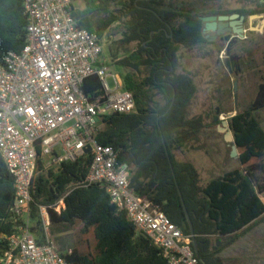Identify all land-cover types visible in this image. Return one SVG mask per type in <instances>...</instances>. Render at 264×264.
<instances>
[{
    "label": "trees",
    "instance_id": "16d2710c",
    "mask_svg": "<svg viewBox=\"0 0 264 264\" xmlns=\"http://www.w3.org/2000/svg\"><path fill=\"white\" fill-rule=\"evenodd\" d=\"M73 1V15L82 28L99 38L116 29L110 36L121 35L119 45L127 53L113 58L118 68L127 71L124 86L135 97V110L104 117L99 143L114 147L120 161L129 165L131 188L191 236L187 210L202 264H226L224 249L264 226L260 197L264 193V128L258 115L264 111V82L249 107L229 120L240 167L203 186L196 166L176 157L183 148L200 150L207 128L204 116L188 117L198 89L193 75L181 70L183 50L208 44L199 15L179 9L171 0ZM77 1L84 2V7L77 8ZM197 1L213 10L227 0ZM240 1L249 6L263 4L262 0ZM215 10L245 17L264 13L261 8L245 7ZM27 25L22 0H0V67L10 53L24 49ZM84 90L101 94L100 79H88ZM91 161V155H85L50 169L39 159L31 203L32 230L39 242L44 238L40 215L44 206L54 234L77 224L84 233L93 231L94 246L86 254L75 249L66 256L68 264H167L162 249L137 231L105 188L82 186ZM15 194V177L0 154V261L9 250L6 237L18 225L11 213ZM61 200L65 207L58 213L55 208Z\"/></svg>",
    "mask_w": 264,
    "mask_h": 264
},
{
    "label": "built area",
    "instance_id": "2783aa9c",
    "mask_svg": "<svg viewBox=\"0 0 264 264\" xmlns=\"http://www.w3.org/2000/svg\"><path fill=\"white\" fill-rule=\"evenodd\" d=\"M22 2L28 19L27 44L20 53H10L0 67V154L15 177L11 213L18 223L6 237L9 250L0 264H68L66 256L73 251L62 253L51 239L46 207H40L43 241L32 230L33 179L39 159L50 167L85 155L92 161L83 187L105 188L137 231L162 249L167 264H202L192 236L184 235L131 188L129 165L120 161L118 150L97 139L104 117L135 110L133 93L103 58L99 36L79 25L73 0ZM94 76L102 83L101 94L84 90ZM64 207L61 200L55 210L61 213Z\"/></svg>",
    "mask_w": 264,
    "mask_h": 264
},
{
    "label": "rangeland",
    "instance_id": "374dc122",
    "mask_svg": "<svg viewBox=\"0 0 264 264\" xmlns=\"http://www.w3.org/2000/svg\"><path fill=\"white\" fill-rule=\"evenodd\" d=\"M171 1L181 10L193 11L202 16L211 8L210 5L197 0ZM75 5L77 8H83L84 2L77 1ZM214 7L229 10L243 7L248 9L263 8L256 5L249 6L240 0H227L222 6L214 5ZM252 20L258 21L253 25V29L246 33V37L241 39L234 47L235 52L241 54V61L237 66L232 63L227 64L228 57L223 42L206 44L182 52L181 70L188 71L193 75L198 89L197 95L187 109L188 117L193 118L202 115L205 117L207 124V128L202 133L201 149L193 151V154L196 156V162L201 169L203 167L206 169L208 165L209 167L213 166L212 173L210 171L208 175L210 179L207 180L206 172L202 173L204 181L206 179L208 183L226 171L240 166L238 158L233 152L234 142L227 139L230 131L228 128L223 127L222 122L229 121L228 117L230 115L249 107L256 97L258 85L262 82L261 79L264 78V27L260 28L264 19L257 17ZM113 32H116V29L105 33L100 38L103 46V58L112 67H115L113 69L114 73L120 74L124 79L127 71L117 67V60L115 61L113 56L117 55L119 58H123L127 53L119 45L121 35L110 36ZM108 82L112 87L114 86L112 77L108 78ZM235 84H237V90ZM155 99L160 100L159 97H155ZM218 109L219 112H217ZM258 115L264 128V111L259 112ZM216 117H218V120L215 121ZM184 151L185 149H182L176 153L178 160L181 159ZM190 151L192 152V150ZM58 152L62 153V150L59 149ZM53 168L55 166L50 165V169ZM261 228L264 230V226ZM50 235L63 253L76 249L80 253L86 254L94 246L93 231L84 233L81 231L79 224L55 234L50 227ZM254 242V240L247 239L246 243L242 245L244 252L236 253L235 256H251L253 260L247 263L264 264V251L260 250L256 255L250 253Z\"/></svg>",
    "mask_w": 264,
    "mask_h": 264
},
{
    "label": "crops",
    "instance_id": "0c3cea01",
    "mask_svg": "<svg viewBox=\"0 0 264 264\" xmlns=\"http://www.w3.org/2000/svg\"><path fill=\"white\" fill-rule=\"evenodd\" d=\"M258 18L264 19V15H262ZM252 19L249 20V25H250L251 30L253 29V25L256 24V21H258V20L253 21ZM257 26H259V25L257 24ZM263 27H264V20H263L262 25H260V28H263ZM263 60H264V58H263ZM263 63H264V61H263ZM261 80H262V82H264V78H262ZM262 82H260V84ZM201 140H202V136H201ZM184 149H185V151L183 152L184 154H182V157H181V159H179V161L193 163L200 173L202 185L206 186L208 184V181H206V179L204 181V178L202 177V173L206 172L207 173V180L210 179V177L208 175L210 174V171L212 173L213 166L209 167V165H208L206 169L204 167L201 169L200 165L197 164V162H196V156H194V154H193L194 153L193 151H199V150H192L190 148L189 149L183 148V150ZM190 150H192V152ZM260 197H261L262 201L264 202V193L261 194ZM261 227H259L256 231L249 233L247 236L243 237L242 239L236 241L234 244H232L231 247H227L226 249H224L222 256L225 259L226 264H250L247 262L253 260L251 256H244V255L235 256V255H236V253L244 252L242 249V245H244L246 243L247 239H249L250 241H253V240L255 241L254 246L251 248V251H250L251 255H253V254L256 255V253L261 250L262 242L264 241V230H262ZM242 256H244V257H242Z\"/></svg>",
    "mask_w": 264,
    "mask_h": 264
},
{
    "label": "flooded vegetation",
    "instance_id": "af4514ba",
    "mask_svg": "<svg viewBox=\"0 0 264 264\" xmlns=\"http://www.w3.org/2000/svg\"><path fill=\"white\" fill-rule=\"evenodd\" d=\"M261 7H263L262 9H264V4H262ZM215 9L216 8H214L212 10L210 8V10H208V12L204 16L199 15V18L201 20H202V18H206V17H216L217 18L214 21H210V24H215V28L211 29V30H207L206 32H204V29L206 28L207 23L202 21L204 23L203 33L208 40V44H214L216 42H223L225 44L226 51H227L228 47L230 46L231 55H230V57L227 58V64L229 65V63H232L234 66H237V65H239V63L241 61V54L238 52H235L234 47L241 39L246 37V33H249L251 31L250 25H249L250 16H248V17L244 16L245 17V20L243 23V28L245 30L243 33L244 37H240V36L235 37L236 35L233 34V32H230L233 29L229 24L230 21L229 20L223 21V20H220L219 18L221 16L231 17L232 15L238 14V13H234V14H222V13H220V14H218V13L213 12V11H216ZM259 15H264V13L259 14ZM212 26H214V25H212ZM234 38H236V39H234ZM217 112H219V109L217 110Z\"/></svg>",
    "mask_w": 264,
    "mask_h": 264
},
{
    "label": "water",
    "instance_id": "95a60500",
    "mask_svg": "<svg viewBox=\"0 0 264 264\" xmlns=\"http://www.w3.org/2000/svg\"><path fill=\"white\" fill-rule=\"evenodd\" d=\"M262 2H264V0H262ZM260 16H262V15H251L250 16V19L257 18V17H260ZM216 19H217L216 17H206V18H202V21L207 23V26L204 29V32H206L207 30H211V29H214L215 28V24H210V21H214ZM219 19L220 20H223V21H228V20L230 21L229 24L233 28L232 31H230V32H233V34L236 35L235 37H239V36L240 37H244V35H243V33L245 31L244 28H243V23H244V20H245V17L244 16H240L239 14H234L231 17L221 16ZM212 25H214V26H212ZM234 39H236V38H234ZM226 55H227V57H230V55H231V48H230V46L228 47V49L226 51ZM235 85H236L235 86V89L237 90V84H235ZM235 115L236 114L230 115L228 117V119H231ZM215 120H218V117H216ZM222 125H223V127L228 128V130L230 131V134L227 135V139L228 140H232V142H234V137H233V133L231 131V127H230L229 121H223L222 122ZM90 150H91L90 148H87L86 149V153H89ZM233 152H234V155L237 158H239V151H238V148H237L235 142H234V146H233ZM186 214H187L188 221H189V224H190L193 245L195 247V251L197 252V247H196V243H195V232H194L193 223H192V221H191V219H190V217H189V215L187 213V210H186Z\"/></svg>",
    "mask_w": 264,
    "mask_h": 264
}]
</instances>
